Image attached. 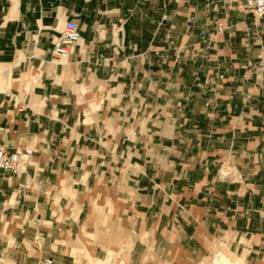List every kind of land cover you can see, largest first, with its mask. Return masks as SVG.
<instances>
[{
	"label": "crops",
	"instance_id": "crops-1",
	"mask_svg": "<svg viewBox=\"0 0 264 264\" xmlns=\"http://www.w3.org/2000/svg\"><path fill=\"white\" fill-rule=\"evenodd\" d=\"M66 18L79 38L55 60ZM0 144L32 149L0 168V264H59L93 233L156 264H264V18L242 0H0Z\"/></svg>",
	"mask_w": 264,
	"mask_h": 264
},
{
	"label": "rangeland",
	"instance_id": "rangeland-1",
	"mask_svg": "<svg viewBox=\"0 0 264 264\" xmlns=\"http://www.w3.org/2000/svg\"><path fill=\"white\" fill-rule=\"evenodd\" d=\"M107 234L93 233L92 243H88V246L79 243L81 248L73 254V257L70 259L64 258L59 264H156L148 260L152 257L151 255L131 253L130 250L133 249L131 246L127 244L119 245L116 236L109 237ZM192 264L242 263L225 258L223 255H215V252H213L201 257Z\"/></svg>",
	"mask_w": 264,
	"mask_h": 264
},
{
	"label": "built area",
	"instance_id": "built-area-1",
	"mask_svg": "<svg viewBox=\"0 0 264 264\" xmlns=\"http://www.w3.org/2000/svg\"><path fill=\"white\" fill-rule=\"evenodd\" d=\"M242 8L244 11L249 12L254 20L264 18V0H242ZM78 38L79 31L76 21L73 18H66L58 32L50 39V57L56 60L66 55L77 43ZM217 75L219 77L222 76L221 73ZM31 152L32 149L27 146L9 151L0 144V168L11 173L24 171L30 159ZM49 262L50 259H45L43 263L49 264Z\"/></svg>",
	"mask_w": 264,
	"mask_h": 264
}]
</instances>
